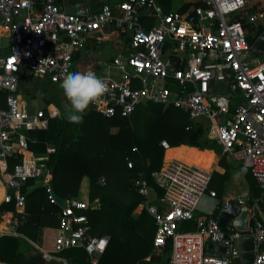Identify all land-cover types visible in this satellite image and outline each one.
<instances>
[{
  "label": "built area",
  "instance_id": "built-area-1",
  "mask_svg": "<svg viewBox=\"0 0 264 264\" xmlns=\"http://www.w3.org/2000/svg\"><path fill=\"white\" fill-rule=\"evenodd\" d=\"M197 2L164 12L158 0H118L104 2L98 10L82 4L68 12L58 0H0V25L7 29L9 48L0 54V162L6 169L9 158L18 159L5 185L14 191L19 207L25 203L19 189L29 178L44 188L58 224L52 256L58 264H72L58 255L70 247L83 248L89 264H99L110 236L91 232L88 212L97 198L88 202L55 194L47 166L55 147L46 145L42 153L29 147L27 131L45 129L48 118L60 115V110L48 104L43 108L46 116L43 109L28 111L20 94L23 68L60 85L77 71L95 72L108 87L90 106L106 117L130 116L139 104L154 102L177 107L192 121L205 120L208 137L221 145V155L248 167L261 195L243 191L220 199L208 189L211 172L176 159L150 173L153 185L138 172L132 189L141 197L138 210L145 209L155 224L152 253L164 264H230L239 255L236 241L249 236L253 258L241 264H264L259 204L264 200V59L253 51L243 21L236 18L245 0L189 3ZM106 25L128 35L129 42L128 51L108 63L113 73L101 74L92 65L77 63L74 54L83 52L87 37ZM216 82L224 84L223 92H214ZM160 144L169 146L166 139ZM127 166H133L131 159ZM98 184H106L104 176ZM7 194L6 200H11ZM243 207L249 215L247 228L241 230L233 220ZM223 212L231 214L224 226L219 223ZM187 222H193L192 229H182Z\"/></svg>",
  "mask_w": 264,
  "mask_h": 264
},
{
  "label": "trees",
  "instance_id": "trees-1",
  "mask_svg": "<svg viewBox=\"0 0 264 264\" xmlns=\"http://www.w3.org/2000/svg\"><path fill=\"white\" fill-rule=\"evenodd\" d=\"M196 4L200 3H184L179 10ZM249 16H264V0H245L244 8L236 15V18L243 21L246 38L252 43L264 30V26L247 21ZM20 76V86L36 78L25 68ZM35 89L36 92L42 91L40 85ZM3 95L0 91V101ZM45 103L48 105L52 101L45 98ZM49 108L55 110V105L50 104ZM59 110L60 115L48 118L45 129L27 131L29 147L35 153L45 151L46 145L55 147L54 152L48 154L47 166L51 169L50 182L58 197L75 196L88 202L98 199L88 212L91 232L110 236L99 264L159 262L160 257L152 253L155 224L145 209L135 213L141 197L132 189V180L141 171L153 185L150 173L160 168L162 158L163 165L175 158L188 164L208 166L211 171L217 168L221 145L208 137V124L205 120H190L177 107H163L153 102L138 105L126 117L118 114L106 117L89 105L79 124L68 121L67 108L61 107ZM43 115H47L45 109ZM187 125L190 127L186 128ZM112 127H117L118 130L113 132ZM162 139H166L172 147L164 151L160 144ZM127 159L133 161L132 167L127 166ZM17 161L14 158L8 159V171H11ZM218 165L224 171L212 172L208 189L215 190L220 199L226 194V185L235 171L243 175L248 190L257 195V182L249 168L239 161L228 160L225 155H221ZM101 176L106 179L103 186L98 184ZM33 181L29 178L20 191L25 192ZM157 190L161 192L160 189ZM26 196L36 197L39 205L36 213L19 230L33 238L40 228L41 236L45 230L48 233L50 230V249L54 250L55 229L47 227L53 222V218L49 216L51 207L44 188L36 186ZM260 205L264 211V200ZM12 208H15L13 203L2 205L0 213ZM184 225L186 226L182 229L193 228V222ZM58 255L66 257L72 264H89L88 254L81 247L67 248ZM147 255H151L149 261L145 260Z\"/></svg>",
  "mask_w": 264,
  "mask_h": 264
},
{
  "label": "crops",
  "instance_id": "crops-1",
  "mask_svg": "<svg viewBox=\"0 0 264 264\" xmlns=\"http://www.w3.org/2000/svg\"><path fill=\"white\" fill-rule=\"evenodd\" d=\"M58 1L63 5L65 10H66V7H73L72 11H74V9L78 8L82 4L89 5L92 10H98L102 3L104 2L113 3L118 0H91L90 4L83 3L78 0L75 2L74 0H58ZM166 1L167 0H158V4L161 6L162 11L164 12L170 11V10H164L161 5V3H165ZM190 1H195V0H184V3H189ZM72 11H68V12H72ZM6 35H7V29L0 25V54H5L9 51V48L7 45L8 39ZM95 36L87 37L86 47L83 52H75L74 56H75L76 62L82 66L92 65L94 69L98 73H101V74L113 73L112 69L108 68V63L118 53H125L128 51L129 37L126 34L119 33L111 25L104 26L100 31L95 33ZM40 81L43 82L44 85L54 84V83L48 82L46 79H40ZM144 103H147V102H144ZM117 130H118L117 127L111 128V131L113 132H116ZM168 147H172V146L169 145ZM227 159L230 160V158H227ZM235 161H238V160H235ZM162 165H163V158H162L160 167ZM3 167H4L3 163L0 162V206L13 203L15 208H12L10 210H4L0 213V264H58V261L52 257L56 255L52 251L53 248L49 249L48 251H45L43 248H41L40 246L36 244V240L37 239L41 240L42 238L41 228L38 230L37 234H35V238L19 230V227L25 224L26 221L32 215H34L38 209V205H39L38 199L36 197L26 196V194L29 193V191H31L36 186H39L40 185L39 182H36L34 180L32 184L26 187L25 192L21 191L25 195V203L22 207L16 206L14 202V198H13L14 191L9 190L5 185L6 177L10 171H8L7 169L8 166L6 167V169H3ZM206 167L210 169L208 166ZM156 191L158 192L157 189ZM243 191H247L252 196V193L248 189L243 190ZM243 191H240V192H243ZM7 193L11 195L12 197L11 200H6V195H8ZM158 193H161V192H158ZM230 195L232 194L226 193L223 198L228 197ZM260 208H261V214H262L261 216L264 220V211L261 205H260ZM49 216L53 218V222H51V224L47 227L54 228L56 232V228L58 226L57 220L51 215V213H49ZM21 236L26 237L27 239L33 240L34 241L33 243L36 249H32L29 252L22 251L19 245V240H18L19 237ZM50 245H52L51 242H50ZM149 260H146V261H149ZM159 262L164 263V261L161 258Z\"/></svg>",
  "mask_w": 264,
  "mask_h": 264
},
{
  "label": "rangeland",
  "instance_id": "rangeland-1",
  "mask_svg": "<svg viewBox=\"0 0 264 264\" xmlns=\"http://www.w3.org/2000/svg\"><path fill=\"white\" fill-rule=\"evenodd\" d=\"M77 0H74V2ZM83 3H91V0H78ZM184 3V0H167L165 3H161L164 10H178L180 6ZM254 25L262 24L264 26V16L260 18H256L252 21ZM258 57L261 59H264V52L261 54H258ZM43 82L40 81L38 78H33L30 82H25L20 86V94L21 98L25 101L27 104L28 111L35 112L36 110H40L46 107L45 98H49L52 101V104L57 106L59 109L61 107L67 108V105L69 104V101L66 99L64 94L60 91V88L62 85L60 84H43ZM40 85L42 88L41 92H36V87ZM224 91V84L220 82H216L214 86V92L220 93ZM26 157H29V154H26ZM221 155L219 153V158L217 161V168L214 170L223 171V168L218 165L219 159ZM231 160V159H230ZM235 161V160H231ZM238 162V161H237ZM235 163V162H234ZM247 184L246 181L241 173L238 171L233 172L231 180L226 185V193L230 194H236L240 191L247 190ZM257 189V195H261V188L259 185L256 187ZM83 194V191L81 192ZM252 196H254L252 194ZM140 210H138V207L135 211V213H139ZM19 245L22 251L29 252L32 249H36L34 246V241L27 239L26 237H19ZM50 241H51V233L49 230V233L47 230L44 231V235L42 236L41 240L37 239L36 244L43 248L45 251H48L50 249ZM144 264H164L162 262H150V263H144Z\"/></svg>",
  "mask_w": 264,
  "mask_h": 264
},
{
  "label": "clouds",
  "instance_id": "clouds-1",
  "mask_svg": "<svg viewBox=\"0 0 264 264\" xmlns=\"http://www.w3.org/2000/svg\"><path fill=\"white\" fill-rule=\"evenodd\" d=\"M107 87L105 80L90 70L77 71L67 76L60 91L69 101L67 105L68 121L82 123L89 105L102 97L107 91Z\"/></svg>",
  "mask_w": 264,
  "mask_h": 264
},
{
  "label": "water",
  "instance_id": "water-1",
  "mask_svg": "<svg viewBox=\"0 0 264 264\" xmlns=\"http://www.w3.org/2000/svg\"><path fill=\"white\" fill-rule=\"evenodd\" d=\"M67 11H72L73 7H66ZM253 51L257 54L264 52V30L254 39L251 44ZM248 215L249 210L247 207H243L241 213L233 220V225L237 229H246L248 225ZM231 218V214L223 212L220 216L219 223L224 226L227 224L228 220ZM264 246V242L262 243ZM236 247L238 250V257L233 259L230 264H241L251 262L253 258V252L251 251L253 247L252 238L249 236H243L236 241Z\"/></svg>",
  "mask_w": 264,
  "mask_h": 264
},
{
  "label": "bare ground",
  "instance_id": "bare-ground-1",
  "mask_svg": "<svg viewBox=\"0 0 264 264\" xmlns=\"http://www.w3.org/2000/svg\"><path fill=\"white\" fill-rule=\"evenodd\" d=\"M172 159H175V158H172ZM172 159H171V160H172ZM171 160H169V162H170ZM176 160H179V159H176ZM179 161H181V160H179ZM169 162H168V163H169ZM181 162H183V161H181ZM183 163H185V162H183ZM185 164H187V165H194V166H196V167H198V168H200V169H202V170H205V171L211 172L210 169H208L206 166L201 165V164H196V163H191V164L185 163Z\"/></svg>",
  "mask_w": 264,
  "mask_h": 264
}]
</instances>
